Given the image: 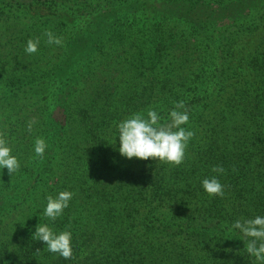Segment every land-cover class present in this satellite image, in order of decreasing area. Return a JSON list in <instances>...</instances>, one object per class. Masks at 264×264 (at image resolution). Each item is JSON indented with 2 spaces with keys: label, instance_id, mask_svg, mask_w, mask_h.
<instances>
[{
  "label": "trees",
  "instance_id": "obj_1",
  "mask_svg": "<svg viewBox=\"0 0 264 264\" xmlns=\"http://www.w3.org/2000/svg\"><path fill=\"white\" fill-rule=\"evenodd\" d=\"M11 3L77 8L88 31L65 37L62 13L0 25V132L21 165L0 170V264H258L252 238L230 226L264 216V48L246 55L254 77L230 81L234 54L216 28L264 13V0H0V22ZM223 30L231 46L240 29ZM181 102L195 133L181 164L119 154L118 122L155 108L170 123ZM214 166L223 196L202 187ZM65 190L63 215L44 217ZM40 220L72 233L71 260L33 237Z\"/></svg>",
  "mask_w": 264,
  "mask_h": 264
},
{
  "label": "clouds",
  "instance_id": "obj_2",
  "mask_svg": "<svg viewBox=\"0 0 264 264\" xmlns=\"http://www.w3.org/2000/svg\"><path fill=\"white\" fill-rule=\"evenodd\" d=\"M47 43L61 46L63 41L60 37L47 31ZM39 49V39H29L25 52L29 55L35 54ZM184 104L177 103L169 112L170 123H164L160 112L155 108L143 112L131 114L128 118L117 123V134L119 137L118 152L121 156L132 159L158 158L176 165L185 159V150L195 133L187 127L189 113L180 111ZM36 121L28 123V131L31 132ZM114 143V144H115ZM48 145L43 137H37L34 143V152L37 156H43ZM20 160L10 146L6 133L0 132V170L7 169L13 175L20 168ZM212 171L217 175L204 178L201 183L209 195L223 196V185L219 176L224 173L223 166H214ZM74 193L71 191H60L55 196L48 195L47 203L43 212L44 217L55 221L63 215ZM40 218V217H39ZM231 230H239L246 237L252 238L247 245V252L254 257L258 264H264V216L257 215L252 219L234 221ZM33 237L41 244L47 245V251L58 254L64 260L72 259V233L70 231L57 232L48 223L40 222L36 226Z\"/></svg>",
  "mask_w": 264,
  "mask_h": 264
},
{
  "label": "rangeland",
  "instance_id": "obj_3",
  "mask_svg": "<svg viewBox=\"0 0 264 264\" xmlns=\"http://www.w3.org/2000/svg\"><path fill=\"white\" fill-rule=\"evenodd\" d=\"M7 2H9V0H7ZM69 9V11L67 10L63 13L60 12V8H51L49 5L42 6L40 4L34 3L33 5L25 7L24 5H21L19 3H11L9 6H7L5 12L2 13V19L4 20V22H0V25L4 24V27H8L12 22H21L20 26H23V22L32 21V19H36L38 17H41L42 15L62 13L64 16L63 20H65V23L62 26V33L65 37H73L81 34L86 30V28L88 27V17L86 13H83L82 15L76 13L77 8H73L74 10H72V8L69 7ZM87 12H93L92 5L91 7H89ZM262 12L263 10L261 9L256 10L255 12L250 13L251 15H247L242 20L230 22L227 25H217L219 26V28H216V30L221 37L219 39V44L221 46H224L226 50L234 54V57L230 60V62L232 63L230 65L232 67H236L237 73L231 78L230 81L251 79L252 77H254L253 70L247 64L245 58L249 52L256 49L262 50V47L264 48V13ZM19 14L20 19L13 18L15 15ZM181 22L172 20L167 26L171 27V30L174 33L173 35H176V37L179 38V41L182 43V41H184L185 39L182 35L185 24ZM224 26H228V28H225ZM223 29H225L226 32H232L231 30L240 29V32L238 34L239 37L236 38L231 46L226 45V40H221L224 34ZM257 62L264 63V57H261V60Z\"/></svg>",
  "mask_w": 264,
  "mask_h": 264
}]
</instances>
